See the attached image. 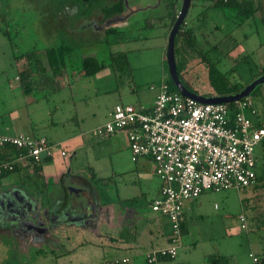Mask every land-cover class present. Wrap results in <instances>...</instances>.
<instances>
[{"label":"rangeland","instance_id":"374dc122","mask_svg":"<svg viewBox=\"0 0 264 264\" xmlns=\"http://www.w3.org/2000/svg\"><path fill=\"white\" fill-rule=\"evenodd\" d=\"M181 4L182 0H128L123 14L126 21L125 16L120 19L117 17L114 19L118 21L113 25H117L124 32L123 36L132 40L119 45H108L104 43V30L107 27L104 24L107 20L104 21L100 15L94 17L99 23L92 24L98 31L94 34L86 22L92 18L78 17L76 6L54 3L52 0H0V109L12 105L26 107L22 116L25 120L30 119L33 127L24 132H33L32 134L45 137L54 144L60 143L62 138L80 135L79 145L84 151L75 158V169L80 177L90 181L89 189L92 191L87 195L92 200L83 210L86 215L91 214L87 222L83 226L60 224L56 214L60 212V220L63 219L61 216L64 207L60 205V199L55 201L57 197L64 195L60 180L55 185L49 179H36L43 198L40 204L59 205L53 209L41 208L37 211L42 215L41 220L46 222L43 221L45 226L39 224L37 229L26 219L6 218L3 221L5 223L0 224V264H105L107 260L111 264L113 257L121 256L124 251L108 245V238L114 236L132 241L135 236L134 226H144V220L137 219L134 226L121 225L115 221V226L110 229L108 221L113 213H125V205L122 204L127 199L134 200L141 217L147 218L151 214L149 205L156 197L158 179L153 176L146 178L150 182H144L136 176L137 165L131 159L125 134L117 133L101 139L95 138L93 131L107 122L108 111L117 103L146 107L145 100L151 91L149 87L160 79L157 76L160 68L162 69L163 54L165 74L169 76L166 60L169 36L166 23H169L166 20L168 13L172 11L179 14ZM206 5L208 3L193 0L186 21L189 27L194 26L196 29L199 44L208 51L211 60L217 63V69L225 73L228 85L239 88L264 75V0H258L259 10L248 19L239 15L232 7L204 10ZM5 30L10 32L14 48L2 34ZM56 45L70 47L67 69L68 77L71 75L72 79L68 83L60 78L59 83L63 85L59 90H47L44 97L33 93L26 98L28 100L24 98L20 88L8 87L9 79L17 74L14 54L21 55L37 49L40 50V58L44 60V50ZM118 53L121 55L117 57ZM85 57L97 58L104 62L105 68L96 75L83 77L80 74L82 70H79L82 69ZM176 60L182 62L180 55H177ZM186 65L182 76L191 90L200 95L211 96L213 91L210 88L208 67L203 63L198 64L197 57L187 59ZM234 67L236 70L233 72L231 69ZM78 74L82 76L80 79L76 78ZM121 93L132 97L129 96L130 99L127 100L124 96L121 100ZM250 98L256 104L258 115L264 119V84L259 85ZM55 107H61L60 111H56ZM70 107H90L97 116H91L85 123L80 122L75 127L60 125V128L55 129L47 126L51 120L60 119L61 111L66 115L72 114L73 109ZM86 110L88 108L85 109V115L88 113ZM63 149L68 153L65 161L69 166L70 158L76 150L70 143L64 144ZM60 150L46 163L55 165L60 162ZM255 156L257 170L261 172L264 166L261 146L256 148ZM16 176L18 175L14 174L12 178ZM92 185L102 200L101 206H98L99 196L93 193ZM255 187L208 191L196 200H191L194 207L187 217L190 235H182L184 247L181 246L178 256L186 251H195V244L198 249L193 253L200 254V251L208 248L210 240L219 244L231 241L230 245L233 243L235 249L243 251L250 231L264 229V186ZM67 200L64 199L65 202ZM64 205L67 206L66 203ZM75 206L69 207L70 211L80 213L82 207ZM95 212L97 216H94ZM241 214L247 219V231L241 228ZM50 220L55 222L51 229L48 226ZM43 228L50 231L49 236L37 238V242L33 241L36 245L33 244V238L27 234ZM11 230L22 231L27 235L25 240H15L17 234L8 236L7 233L11 234ZM19 237L22 238L21 235ZM67 252L70 253L66 254Z\"/></svg>","mask_w":264,"mask_h":264},{"label":"built area","instance_id":"2783aa9c","mask_svg":"<svg viewBox=\"0 0 264 264\" xmlns=\"http://www.w3.org/2000/svg\"><path fill=\"white\" fill-rule=\"evenodd\" d=\"M156 92L149 107L117 104L104 125L93 134L127 136L133 162L149 160L161 183L153 200L154 213L168 219L171 235L168 245L151 251L146 264L177 258L182 246L184 204L203 193L241 190L256 183V148L264 139V120L252 98L230 104H205L172 91L166 80L150 85ZM45 137L24 133L0 135V147L19 151L18 159L40 163L43 153L53 157L60 149ZM62 156L67 152L62 150ZM16 161L0 160V175L16 169ZM217 207V206H216ZM241 228L247 219L240 215ZM250 264H262L264 254H249ZM128 258L114 264H127Z\"/></svg>","mask_w":264,"mask_h":264},{"label":"crops","instance_id":"0c3cea01","mask_svg":"<svg viewBox=\"0 0 264 264\" xmlns=\"http://www.w3.org/2000/svg\"><path fill=\"white\" fill-rule=\"evenodd\" d=\"M178 1V0H177ZM177 5V4H176ZM131 11V10H130ZM174 15V11L168 13V21L169 23V18L170 16ZM125 15L117 16L119 19L124 18ZM114 17V18H117ZM109 19L106 21L104 26L106 28L111 27V26H117L113 25L115 21H118V19ZM126 21V16L125 20ZM165 21V20H164ZM163 21V22H164ZM87 22L88 26H91V30L94 31L93 33L96 34L98 31L94 29V25L92 24L96 22L94 20V17ZM97 25L99 23L96 22ZM166 26L168 24L166 23ZM105 28V29H106ZM167 31L170 32L169 28H167ZM161 67L160 72L157 77H160L158 80H166L167 76L165 74V69H164V61H165V55L163 54L161 57ZM15 66L17 67V74L9 79V85L8 87L11 89H16V87H19V76H18V71L22 70L25 68V64L21 60H16L14 61ZM83 77L86 76L85 73H80ZM81 75H76V78L80 79L82 76ZM77 81V80H76ZM74 82V79H73ZM16 83V85H15ZM157 83V82H156ZM14 84V85H13ZM5 89L6 84H5ZM149 97H147V102L146 107H149L153 104V101L156 96L155 91H150ZM126 96L127 100H129V96L125 93L120 94V99L123 100V97ZM132 97V96H130ZM24 98H29V96H24ZM139 99V98H138ZM28 100V99H26ZM120 104V103H117ZM116 104V105H117ZM121 104H123L121 102ZM26 107H16L15 105H12V107H5L4 109H0V135H15L19 133H25V130H30L32 129V121L30 119L25 120L22 116L24 113ZM88 113L87 115L84 114L85 109ZM90 107H70L72 114H64L63 111H61L60 119L59 120H51L47 126L53 127V128H60V125L62 127L65 126H70L73 125L74 127L77 126L78 123H85L87 118L89 117H96L97 114L94 111H91L89 109ZM56 111H60L61 107H55ZM113 109V108H112ZM111 109V110H112ZM108 111L107 116L109 117V113L111 112ZM22 111V112H21ZM66 115V116H65ZM41 125H44L41 124ZM99 127V126H98ZM33 133V132H32ZM27 134L30 136L34 137H39L34 134ZM94 135V134H93ZM80 136V135H79ZM78 136V137H79ZM73 137V136H68L66 138H62L59 140L60 142V162L56 163L55 165L53 164H47L46 159L42 162H40V167L37 170H34V165L35 163H31V161L22 159L19 160L18 155L16 154L17 150L14 152L10 148H2L0 147V160H14L16 161V169L14 173L8 175L7 177L3 178L0 182V191H6L13 189L15 190V195H23L25 194L28 198L27 200L32 201L37 209L41 208H55L58 207L59 203L56 205H50L47 203H43L42 205L40 204V200L42 198V194L40 193V190L37 187V184L35 182L36 179H44L45 181L49 179V181L54 182L55 185H58L59 180L63 186L64 192H67V197L62 196V197H57L55 201L58 199L60 202V205H62L64 208L63 210V219L60 220L61 223H68V224H77L80 226H83L86 222L87 219H89L91 216L86 215V213L83 211L85 210L86 207H88L89 202L92 200L91 197L87 196L89 193H92V191L89 189V184L90 181L80 177L77 174L76 170V165L74 164L76 162L75 158L79 156L81 151H84L83 147H81L80 142L78 139H81V137ZM95 138H107V137H97ZM52 143V142H51ZM70 143L73 149H75L74 156L70 158V165L68 166L67 162L65 161V157L68 156V153L66 156L61 155V151L63 149V145ZM86 143V142H85ZM84 143V144H85ZM54 144V143H53ZM59 144V143H57ZM130 149V148H129ZM65 151V150H64ZM131 152V151H130ZM58 153V152H57ZM55 153V154H57ZM52 158V157H51ZM50 158V160H51ZM132 159V157H131ZM136 176L144 182H150L146 178H152L153 176L157 178L154 172V168L152 163L149 160L142 159L138 162H136ZM76 168V169H75ZM95 172V171H93ZM18 175L12 178L13 175ZM95 174V173H94ZM158 179V178H157ZM159 181V179H158ZM69 182L72 184H76L79 188V194H76L74 192H71L69 190ZM86 182L87 184H84ZM93 186V185H92ZM149 186V185H148ZM252 186H256L252 185ZM160 187L161 183L159 181V184L156 185L155 190H156V197L159 195L160 192ZM78 188V189H79ZM255 188H259L256 186ZM88 191V192H87ZM93 193L98 194L96 191V188L93 186ZM257 196V195H256ZM96 197V196H95ZM155 197V198H156ZM67 198L68 200L65 202L64 199ZM154 198V199H155ZM153 199V200H154ZM25 200V201H27ZM131 200V201H130ZM151 201L149 205V209L151 211V214L144 219V217H141V212L138 210V206L134 204V200L132 199H127V202H124L122 204L125 205L123 206L126 211L123 214L119 213H113V216L109 218L110 220L108 221L110 225V229H112L115 226V221L117 223H120L121 225H132L135 224L137 219H143L144 220V226L137 228L136 225L135 227V236L134 239L131 241L128 238H122V237H110L108 238V245L112 247H117L122 249L124 252L121 254V256H114L113 259L111 260V264H114L112 261L115 262V259L118 258V260H122L124 258H128L130 261L127 264H145L146 262V256L153 250L164 248L168 245L169 242V235H170V224L167 218L162 217L159 214H156L152 211L151 209V204L153 202ZM44 201V200H43ZM254 201V200H253ZM70 202V204H69ZM102 202L100 196L98 198V206H101L100 203ZM64 203L67 204V206L64 205ZM131 203V205H128ZM192 201H187L184 204V228H183V235H190L189 228L187 226V217H188V212L193 210L194 205L192 204ZM82 207V211L80 213H75L73 211H70L69 207ZM110 206V205H107ZM257 206V205H256ZM74 207V208H75ZM97 211V210H96ZM84 212V213H83ZM83 216V219L81 220L80 217ZM94 216H97V212H95ZM16 219V218H15ZM26 218L19 219V220H25ZM101 219V218H100ZM29 220V219H26ZM31 221V222H29ZM28 221L29 224L32 226H38L37 222L32 221V218ZM67 221V222H66ZM72 221V222H68ZM107 221V219H106ZM105 221V222H106ZM2 222V220H1ZM138 222V221H137ZM107 223V222H106ZM1 224V223H0ZM22 232V231H20ZM23 233V232H22ZM24 234V233H23ZM26 234H24L25 236ZM229 233L226 234V237L228 238ZM249 239L247 238L246 240V246L244 247L243 251H239L238 249H235L234 246L235 244L230 242H223L222 244H219L217 242H214L213 240L209 241L208 248H205L203 251H200V254H196L193 252H196L198 249V246L195 244L194 245V250L192 252H184L179 255L176 259L174 260H165L161 261L160 264H209V258L210 257H220L222 260H227V264H250V259H249V253L250 252H255V253H264V229H255L253 231H250L249 233ZM234 238V237H233ZM231 238V239H233ZM228 240V239H227ZM182 247H184L182 245ZM115 258V259H114ZM223 262V261H222ZM108 263V260H107ZM110 263V262H109Z\"/></svg>","mask_w":264,"mask_h":264},{"label":"trees","instance_id":"16d2710c","mask_svg":"<svg viewBox=\"0 0 264 264\" xmlns=\"http://www.w3.org/2000/svg\"><path fill=\"white\" fill-rule=\"evenodd\" d=\"M54 3H64L69 6L77 7V16H82L83 19L93 18L96 15L102 16L104 20L109 18H114L116 16H121L126 12V2L128 4V0H52ZM193 1V0H192ZM197 2L208 3V5L204 6V10H208L209 8H225L232 7L237 10L239 15H243L246 19L250 18L254 15L258 10L259 6L258 0H246L240 2L239 0H196ZM192 5V3H191ZM80 15V16H79ZM178 13L170 16L168 28L171 30L177 19ZM161 21V20H160ZM151 26V24H150ZM123 31L119 30L118 26H111L104 30V43L108 45H119L125 41H130L132 38H128L123 36ZM196 29L194 26L189 27L187 21H185L184 25L181 27V30L176 39V57L180 55L182 62H177V69L180 78L184 81L185 85L189 88V84L182 76V70H185L187 67V59L197 57L198 64H205L208 67L209 72V82L211 96L219 95H231L242 91L247 85L240 86L239 88L234 86L230 87L228 85V81L225 77V73L220 72L217 69V63L213 62L209 57L208 51L199 44V38L196 34ZM2 34L8 39L12 48H14L13 38L10 35V32L5 30L2 31ZM217 48V47H213ZM69 46L66 45H56L48 47L44 50L43 55L45 56L44 60L40 58V50L34 49L27 51L21 55L14 54V58L16 60H21L25 64V68L18 71L19 76V85L21 92L24 96H30L33 93H39L42 97L45 96L46 91L53 92L59 90L63 84L59 83L58 79H63L64 82H69L72 79L71 75L68 77V64L67 58L69 55ZM210 49V48H209ZM14 51V50H13ZM121 54H117L116 56H120ZM122 57L126 58L125 54H122ZM105 68V64L102 61H99L95 57H85L82 62V69L80 73H85L86 76L96 75L99 71ZM236 67L231 69V71H235ZM78 71V70H77ZM76 73V72H75ZM228 74V72H227ZM254 80V79H253ZM166 82L170 86L172 91H178L175 85L173 84L170 76L167 77ZM49 88V89H47ZM197 93V92H195ZM264 120L260 115L257 116V121ZM262 148L263 156H264V139L259 145ZM2 148H10L14 152L15 148L13 147H2ZM18 151V150H17ZM19 155V152L16 153ZM51 157H48L46 162L50 160ZM31 163H33L31 161ZM41 163H35L34 170H37L40 167ZM17 171L15 169L12 172H6L0 175V182L3 178ZM94 176V174H93ZM255 185V184H254ZM256 186L261 187L264 186V166L261 170H257L256 177ZM67 192H64L65 197H67ZM184 223L182 224V235H183ZM11 234L8 236H12L13 234H17V237H14L15 240L24 241V234L19 230H11ZM21 235L22 238L19 237ZM49 235V233H48ZM171 235V231H170ZM169 235V237H170ZM31 242V241H30ZM33 243V242H32ZM36 245V243H33ZM70 253V252H69ZM68 252L66 254H69ZM251 253V252H250ZM249 253V254H250ZM255 253V252H253ZM259 254V253H256ZM264 254V253H261ZM250 259V258H249ZM166 260V259H165ZM162 260V261H165ZM223 261V262H222ZM110 262V261H109ZM113 262V261H112ZM105 264H108L107 261ZM146 264V262H145ZM209 264H227V260H222L220 257H210ZM264 264V261L263 263Z\"/></svg>","mask_w":264,"mask_h":264},{"label":"water","instance_id":"95a60500","mask_svg":"<svg viewBox=\"0 0 264 264\" xmlns=\"http://www.w3.org/2000/svg\"><path fill=\"white\" fill-rule=\"evenodd\" d=\"M192 0H182L181 4V9L179 11V14L177 16V19L172 26L169 36H168V45H167V51H166V60L168 64V72L169 76L177 88V90L184 96V97H189L193 98L201 103L205 104H230L235 101H239L245 98H250L251 95L254 93V91L257 89V87L261 84H264V75L256 78L253 80L250 84H248L242 91L231 94V95H225V96H205V95H200L198 93H195L191 89H189L184 81L180 78L178 74V69H177V60H176V39L177 36L181 30V27L184 25L188 13L190 11ZM126 2V6H127ZM47 155L46 153L42 154L41 157V162L46 159ZM69 190L71 192H74L76 194H79L80 188L76 184H72L69 182ZM79 188V189H78ZM27 196L25 194L23 195H15V190L10 189L6 191H0V205L5 208V211L9 210L8 208H11L12 205H16L17 207L24 208L25 201L27 200ZM12 202V203H10ZM7 209V210H6ZM8 216L12 215V213L7 211ZM17 215V214H14Z\"/></svg>","mask_w":264,"mask_h":264},{"label":"flooded vegetation","instance_id":"af4514ba","mask_svg":"<svg viewBox=\"0 0 264 264\" xmlns=\"http://www.w3.org/2000/svg\"><path fill=\"white\" fill-rule=\"evenodd\" d=\"M106 20H108V19H106ZM106 20H104V21H106ZM0 203H1V201H0ZM10 203H12V202H10ZM8 209L12 213V215H9V217L16 218V219L26 218V219H29V220L32 218V221L37 222V224H38V226H34V227H36V229L39 227V224L42 225V226H45L44 224L46 222L44 220H41L42 215L40 213H37V211L39 209H37V207L35 206V204L32 201H30V200L25 201V204H24V208L23 209L20 208V207H17L16 205H14V206L12 205V207L11 208H8ZM9 210H7V211H9ZM7 211H5V208L0 205V223H3V224L5 223L3 221L8 216ZM14 214H17V215H14ZM56 217L58 218L57 221H60V212L56 214ZM61 217H63V216H61ZM80 219L82 220L83 219V216L80 217ZM1 220H2V222H1ZM29 222H31V221H29ZM54 223L55 222H53L52 220L48 221V226L50 227V229L55 225ZM38 230H40V229H38ZM38 230L32 231L33 232L32 234H27V235H31V237L33 238L32 242L33 241H36L37 242L38 241V240H36L37 238L40 239V238H46V237L49 236L48 235V233L50 232L49 230H48V232L45 231L44 228L41 229L42 231L41 230L38 231ZM39 232H41V233H39Z\"/></svg>","mask_w":264,"mask_h":264}]
</instances>
